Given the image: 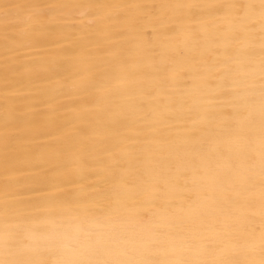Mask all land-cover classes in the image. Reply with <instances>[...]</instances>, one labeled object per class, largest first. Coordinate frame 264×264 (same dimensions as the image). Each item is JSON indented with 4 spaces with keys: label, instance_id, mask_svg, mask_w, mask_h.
Returning <instances> with one entry per match:
<instances>
[{
    "label": "bare ground",
    "instance_id": "bare-ground-1",
    "mask_svg": "<svg viewBox=\"0 0 264 264\" xmlns=\"http://www.w3.org/2000/svg\"><path fill=\"white\" fill-rule=\"evenodd\" d=\"M40 1L0 10V264H264L262 0Z\"/></svg>",
    "mask_w": 264,
    "mask_h": 264
},
{
    "label": "rangeland",
    "instance_id": "rangeland-1",
    "mask_svg": "<svg viewBox=\"0 0 264 264\" xmlns=\"http://www.w3.org/2000/svg\"><path fill=\"white\" fill-rule=\"evenodd\" d=\"M19 3V1L20 0H3V1H0V4H1V2H2V6H3V4L6 2V4H5V6L4 7H2L1 5H0V10H3L4 8H10V9H16V7H17V9H20V6H21V10H23V8H22V5H20V6H18L19 4H26L27 3V1L29 2V0H24V1H20L21 3H17V2ZM50 1H52V3L53 2H55V4L53 3V4H51V2ZM56 1H57V3H56ZM75 1L76 0H41L40 2H41V4L43 5L44 3H47V4H44L45 5V7H48V5H49V7L51 6V7H54V10H56V9H59V8H62V7H65V6H67V4L69 5V4H74L75 3ZM22 2H24V3H22ZM40 2H39V4H40ZM48 2H50V3H48ZM64 2V3H63ZM10 3V4H9ZM30 4V3H29ZM38 4V5H39ZM64 4V5H63ZM27 5H28V3L26 4V6L25 5H23V6H25V8H28L27 7ZM47 5V6H46ZM10 6V7H9ZM40 7H42L41 5H39ZM19 7V8H18ZM33 7H35V6H33ZM45 7H42V8H45ZM59 7V8H58ZM3 8V9H2ZM22 143H25V141H23ZM21 144V143H20ZM21 145H23V144H21ZM10 150H12V149H10ZM9 150V151H10ZM11 152V151H10ZM22 151H21V148H19L18 149V153H21ZM17 162L19 163V159L17 160ZM17 162H15L14 163V165L17 163Z\"/></svg>",
    "mask_w": 264,
    "mask_h": 264
},
{
    "label": "snow or ice",
    "instance_id": "snow-or-ice-1",
    "mask_svg": "<svg viewBox=\"0 0 264 264\" xmlns=\"http://www.w3.org/2000/svg\"><path fill=\"white\" fill-rule=\"evenodd\" d=\"M262 3H264V0H262Z\"/></svg>",
    "mask_w": 264,
    "mask_h": 264
}]
</instances>
